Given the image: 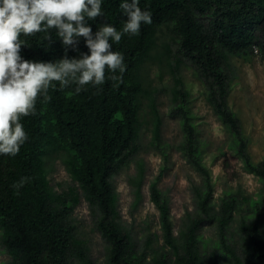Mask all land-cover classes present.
Masks as SVG:
<instances>
[{
	"label": "trees",
	"instance_id": "obj_1",
	"mask_svg": "<svg viewBox=\"0 0 264 264\" xmlns=\"http://www.w3.org/2000/svg\"><path fill=\"white\" fill-rule=\"evenodd\" d=\"M120 2L102 0L104 17L88 21L93 33L102 23L122 30L127 18L119 9ZM139 6L152 13L153 23L142 25L138 36L125 35L113 44V50L124 56V83L114 87L109 80L99 88L89 85L79 94L75 85L63 91L50 89V102L41 98L37 114L22 120L29 140L20 153L14 158L0 155V246L8 255L3 264H97L78 235L72 215L82 201L110 245V264H264V196L251 200V217L239 220V246L229 243L227 227L237 207L236 198L224 195L218 209L211 210L209 175L201 164L198 135L186 109L188 91L179 74L182 64L194 70L206 87L214 113L233 136L235 153L221 152L218 157L226 176H235L232 165L238 158L264 182V160H251L240 119L228 103L233 73L228 57L246 56L254 46L264 58V0H139ZM160 29L167 32L163 45L174 81L172 112L180 117L183 132L179 149L202 173L206 190L197 193L198 211L174 233L168 200L155 182L150 184L162 243L160 251L153 249L148 256L145 249L150 237H145L139 250L134 234L120 221L113 177L140 148L139 103L144 92L140 68ZM52 38L54 43L48 46L43 33L28 37L31 46L24 47L21 55L55 62L65 53L55 31ZM78 49H69L67 55L77 57L89 51L83 37ZM58 151L63 152L70 175L69 185L61 190L52 187L45 167V155ZM22 176L32 180L16 195L12 184ZM213 216L222 256L216 250L202 251L196 238L199 224Z\"/></svg>",
	"mask_w": 264,
	"mask_h": 264
},
{
	"label": "rangeland",
	"instance_id": "obj_2",
	"mask_svg": "<svg viewBox=\"0 0 264 264\" xmlns=\"http://www.w3.org/2000/svg\"><path fill=\"white\" fill-rule=\"evenodd\" d=\"M165 40L167 32L160 29L140 68L144 85L139 103L140 148L113 177L120 221L134 234L139 250L143 249L145 237H150V244L145 249L148 256H152L153 249L160 251L162 243L158 209L150 200V184L155 182L168 200L174 233L185 227L198 211L197 193L206 190L202 173L185 160L179 149L183 132L180 117L172 112L174 81L165 59ZM228 60L233 67L228 103L240 119L248 154L256 163L264 160V58L259 51H253L246 56L230 55ZM179 74L188 91L186 109L198 135L201 164L209 175L211 210L218 209L224 195L235 196L237 207L228 223L227 241L239 246L238 222L253 215L251 200L264 196V182L257 174L249 172L238 158L232 165L235 176H226L218 157L221 152L235 153L233 136L214 113L207 100L206 87L194 70L182 64ZM157 121L158 137L155 136ZM45 167L55 190L67 188L70 175L63 161V152L47 153ZM72 215L76 231L94 262L110 264V245L100 233L87 203L80 202ZM196 238L202 251L212 249L223 255L214 216L199 224ZM7 260V253L0 246V264Z\"/></svg>",
	"mask_w": 264,
	"mask_h": 264
},
{
	"label": "clouds",
	"instance_id": "obj_3",
	"mask_svg": "<svg viewBox=\"0 0 264 264\" xmlns=\"http://www.w3.org/2000/svg\"><path fill=\"white\" fill-rule=\"evenodd\" d=\"M119 9L127 18L121 31L102 23L93 33L88 21L104 17L102 0H0V155L14 158L20 153L29 140L22 120L37 114L41 98L50 102V89L63 91L75 85L79 94L109 80L114 87L124 83V56L113 50V44L125 35L138 36L142 25L153 19L139 0H121ZM53 31L64 48L62 58L44 62L21 55L31 46L27 38L39 33L51 46ZM81 37L89 51L70 58L68 50L79 51ZM31 180L22 176L14 182L15 194Z\"/></svg>",
	"mask_w": 264,
	"mask_h": 264
},
{
	"label": "built area",
	"instance_id": "obj_4",
	"mask_svg": "<svg viewBox=\"0 0 264 264\" xmlns=\"http://www.w3.org/2000/svg\"><path fill=\"white\" fill-rule=\"evenodd\" d=\"M253 51L254 52H258V49L256 47L253 46Z\"/></svg>",
	"mask_w": 264,
	"mask_h": 264
}]
</instances>
